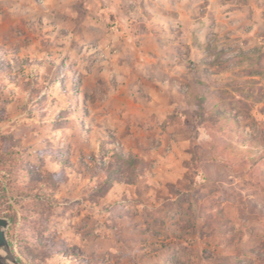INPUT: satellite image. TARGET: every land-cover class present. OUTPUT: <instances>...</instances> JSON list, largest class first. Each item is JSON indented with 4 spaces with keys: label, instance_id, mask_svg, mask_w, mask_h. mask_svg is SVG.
<instances>
[{
    "label": "rangeland",
    "instance_id": "1",
    "mask_svg": "<svg viewBox=\"0 0 264 264\" xmlns=\"http://www.w3.org/2000/svg\"><path fill=\"white\" fill-rule=\"evenodd\" d=\"M175 13L0 0V215L25 264H264V48L207 34L194 52ZM198 62L250 105L236 149L220 141L235 124L197 107Z\"/></svg>",
    "mask_w": 264,
    "mask_h": 264
},
{
    "label": "crops",
    "instance_id": "2",
    "mask_svg": "<svg viewBox=\"0 0 264 264\" xmlns=\"http://www.w3.org/2000/svg\"><path fill=\"white\" fill-rule=\"evenodd\" d=\"M159 2L176 9L175 15L178 17L176 22L185 35L190 36L188 43L193 45L191 50L194 52L202 49L200 40L204 41L207 34L237 38L243 43L245 51L256 46L264 48L262 0H159ZM153 6H156L155 2ZM191 37H194L193 44Z\"/></svg>",
    "mask_w": 264,
    "mask_h": 264
},
{
    "label": "trees",
    "instance_id": "3",
    "mask_svg": "<svg viewBox=\"0 0 264 264\" xmlns=\"http://www.w3.org/2000/svg\"><path fill=\"white\" fill-rule=\"evenodd\" d=\"M243 55H246L247 57H251L250 53L248 51H244ZM256 65L252 70L249 71V73L253 74H264V66L260 65L258 60H254L251 62V65ZM202 65L204 63H195L197 76L194 80V88L202 89L206 87L204 92H202L199 95L195 96V99L197 101V107H203L206 111L209 112V115L211 118H215L216 121L220 120L221 126L223 127L226 125L227 122H232L235 124L236 129H228L229 133H226L231 138L228 139V137L221 138L220 141L222 142L223 146H232L233 149H236V147L239 145L241 140H248L246 138V135L243 131V129L240 128L242 125V121L239 118V113L241 111H247L250 108V105L246 104V101H244V95L241 94L240 97L234 94L235 90L230 89L231 87L228 86L224 89H217L213 85V80L209 81L206 79V75L202 72ZM239 91L243 92V89H239ZM229 109V110H228ZM240 128V129H239ZM223 130V129H222ZM225 131V130H224ZM263 142V141H262ZM223 148V147H222ZM110 156H113L115 158V162L112 164V162L109 164L111 168H114L118 172H131L134 174L136 165L140 161L139 158L132 154H125L121 152L120 150H112V152L109 154ZM4 155L0 154V160H3ZM264 157L263 155H260L258 158H256L253 163H257V161H260ZM102 168H107L109 166L103 165ZM243 166V165H242ZM256 185L259 188L264 189L263 181H257ZM5 188L0 189V199L5 195L4 192ZM12 220V219H11ZM8 235L10 242L13 247V242L11 241V232L10 229L8 230ZM247 246L243 244V242H240V244L233 247L232 253L238 254L239 252H242L244 255H251L253 254V249L250 248L248 251H246ZM14 249V247H13ZM15 252V250H14ZM16 253V252H15ZM17 255V254H16ZM256 256L260 258H264V253H257ZM19 260L23 263L24 261L17 255Z\"/></svg>",
    "mask_w": 264,
    "mask_h": 264
},
{
    "label": "water",
    "instance_id": "4",
    "mask_svg": "<svg viewBox=\"0 0 264 264\" xmlns=\"http://www.w3.org/2000/svg\"><path fill=\"white\" fill-rule=\"evenodd\" d=\"M12 221L0 215V264H23L17 257L9 239L8 229Z\"/></svg>",
    "mask_w": 264,
    "mask_h": 264
}]
</instances>
